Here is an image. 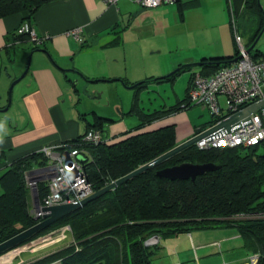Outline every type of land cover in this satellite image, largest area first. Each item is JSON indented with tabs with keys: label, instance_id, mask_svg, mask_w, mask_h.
I'll return each mask as SVG.
<instances>
[{
	"label": "crops",
	"instance_id": "0c3cea01",
	"mask_svg": "<svg viewBox=\"0 0 264 264\" xmlns=\"http://www.w3.org/2000/svg\"><path fill=\"white\" fill-rule=\"evenodd\" d=\"M203 1L181 0L184 5L183 13L166 23L164 18L156 19L158 7L157 10L152 8L146 11L135 1L134 4H129L127 0H119L116 5H107L101 0H46L29 22L38 36L48 35L41 45L32 42L28 35L17 33V29L27 22L23 20L21 13L1 17L0 175L19 158L86 134L98 123V118L106 120L101 130L107 143L174 125L179 144L190 139L195 130L204 127L201 124L195 125V122L193 126L183 113L185 109L139 127L143 115L168 110L184 102L194 73L198 70L183 71L169 80L153 79L162 78L182 64L233 56L236 53L238 44L226 14V10L229 9L230 12V1L227 0V9L222 0H207L210 5L205 7ZM197 9L203 13L186 17L185 11ZM141 14L148 17L141 20ZM197 17L201 18L200 22ZM259 23L258 18L254 17L250 26H246V23L238 25L237 33L242 37L244 45V38L249 39L251 28L258 29ZM177 26L182 28L178 33H191L202 29L214 30V33L209 31L210 36L205 41H183V36H180L182 38L172 46H169L167 40L164 41L166 45H163L146 36L135 35L148 30H165ZM76 27L83 29V43L68 35V31ZM130 32H133L131 37L128 36ZM66 69H74L80 74L75 71L67 72ZM25 71V76L13 88V102L4 111L8 105L7 91L10 84ZM75 79L79 81L77 85L73 82ZM88 79L95 82L91 84ZM98 83L99 86L107 84V87H93ZM132 86L135 87L131 88ZM169 89L172 93L163 97L162 90L167 92ZM83 92L90 96V100H97V105L85 101ZM152 93H158L161 101L154 108V102L158 99L152 101ZM148 96L149 104L148 101L146 103ZM14 106L16 107L12 111ZM6 112H11L12 115H4ZM29 194L32 211L36 204V195L30 189ZM225 228L234 229L237 232L235 235L243 240L235 227L196 229ZM183 233L190 234V238L186 239V246H192L195 251L198 249L200 252L213 247L221 252L226 239L196 246L197 238L193 229ZM166 237L171 236H163L158 243L151 242L148 246L153 250L159 249L161 239ZM243 244L249 256L257 255L245 247L244 240ZM60 249L62 248L46 247L42 252L24 251L10 262L6 261L8 258L4 254L6 256L2 255V264H30ZM205 256L206 253L199 259L196 255L197 264H202ZM247 260L249 258L238 263H245ZM153 262L157 263L154 260ZM58 263L61 264L59 261L50 264Z\"/></svg>",
	"mask_w": 264,
	"mask_h": 264
},
{
	"label": "trees",
	"instance_id": "16d2710c",
	"mask_svg": "<svg viewBox=\"0 0 264 264\" xmlns=\"http://www.w3.org/2000/svg\"><path fill=\"white\" fill-rule=\"evenodd\" d=\"M45 1L0 0V18L21 13L24 21L31 22ZM229 1L235 18V26L230 19L234 36L238 27L236 15L248 7L253 16L258 14L260 17L255 16L260 22L256 39L264 28V10L259 0ZM177 4L183 13L181 0ZM238 56L237 47L233 56L203 59L198 71L210 76ZM194 69L180 70L166 79ZM192 106L187 96L176 107L143 115L139 127ZM98 120L101 123L98 121L91 129H102L106 120ZM84 135L64 143L69 149L78 147L82 150L86 158L84 170L94 192L178 145L174 125L131 135L115 143H83ZM186 162L212 163L220 168L198 176L194 181L171 180L157 175L163 168ZM47 163V157L39 151L17 159L0 175V243L39 222L30 210L27 173ZM48 191L46 181L38 184L40 201ZM63 225L70 226L73 242L30 264L56 261L61 264H152L154 251L146 245V240L153 235L173 236L193 228L223 226L237 228L245 247L259 255L257 264H264V141L247 148L203 150L194 145L72 211L40 230L24 244Z\"/></svg>",
	"mask_w": 264,
	"mask_h": 264
},
{
	"label": "built area",
	"instance_id": "2783aa9c",
	"mask_svg": "<svg viewBox=\"0 0 264 264\" xmlns=\"http://www.w3.org/2000/svg\"><path fill=\"white\" fill-rule=\"evenodd\" d=\"M107 5H116L119 0H101ZM145 8H156L167 3H177L180 0H132ZM231 19L235 26L233 9L230 8ZM83 29L76 27L68 31L79 43L84 42ZM20 35H28L30 40L41 45L48 35L38 36L29 22H24L18 29ZM235 39L238 44L241 58L227 63L210 76H205L199 71L194 73L188 90L189 103L203 105L212 115V123L207 127L197 129L191 137L200 136L209 132L220 124L225 118L245 109L260 101H264V52L253 56L243 44L242 37L237 33ZM225 98L226 107H222L220 99ZM83 143L91 142L101 144L107 142L103 132L91 129L83 137ZM264 141V105L250 118L240 124L231 126L230 130L220 128L209 132L195 144L199 149L209 150L217 148L252 147ZM48 159L43 167H37L27 173V187L38 194V184L42 181L48 183V193L43 201H39L31 211L33 217L41 220L45 206L59 204L79 203L90 196L94 190L84 170V162L79 160L83 156L78 147L69 149L66 143L44 147L41 150ZM30 177V178H29ZM240 217H245L241 215ZM69 228V227H67ZM70 229V228H69ZM39 238L29 242V247L36 246L50 239ZM151 241L147 240L146 245ZM26 246V245H25ZM24 251H11L15 257ZM15 253V254H14ZM6 254V255H8ZM4 255V256H6ZM1 257V261L2 258ZM259 255H253L245 263L257 264ZM1 264V263H0ZM152 264H157L153 262Z\"/></svg>",
	"mask_w": 264,
	"mask_h": 264
},
{
	"label": "rangeland",
	"instance_id": "374dc122",
	"mask_svg": "<svg viewBox=\"0 0 264 264\" xmlns=\"http://www.w3.org/2000/svg\"><path fill=\"white\" fill-rule=\"evenodd\" d=\"M129 4H134L135 2H133L132 0H127ZM223 3L226 4V9H227V0H222ZM260 7L264 10V0H260ZM213 4V2H212ZM210 5V3L207 2V0L203 1V6H208ZM144 9L150 10L152 8H145ZM159 13H158V17L156 19H163L165 20V22L167 23L168 21H173L175 19V17H177V15L179 16V14H182V12L180 11L179 8V4L177 3H167V4H163L161 5V7L159 6ZM152 10H157L156 8H153ZM180 12V13H179ZM201 12L203 13L201 10H192V11H185L186 17H188L189 15H197L198 13ZM226 14L228 15V19L230 20V12L229 9L226 10ZM253 13L251 12V10L248 7L243 8L240 13H238L236 15V20H237V24L240 25L241 23H246V26H250V24L252 23V18H254L255 16L260 18L259 16L252 15ZM185 16V15H184ZM146 17H148L147 15L141 14L140 15V19L143 20ZM128 18V15H127ZM126 18V20H127ZM199 19L200 22V17H197ZM205 20V18H204ZM207 22L205 21V24ZM180 30H182L181 27L177 26V27H173L170 29H165V30H161L160 28L155 29V30H148V31H144V33L141 34H137L135 33L136 36H146L149 39L153 40L155 43L158 44H163L166 45V43H164L165 40L168 41L169 46H172L175 44V42L180 38V36H183L182 40L183 41H189V40H195V39H201L200 41H205L207 40L209 35V31H212L210 29H202V30H197V31H193L191 33L186 32V33H178ZM214 33V30L212 31ZM216 32V31H215ZM257 32V29L252 27L251 28V34L249 36V39L244 38V43L245 45L250 48L252 46V44L256 41L255 39V34ZM127 35V34H126ZM133 35V32H130L128 34L129 37H131ZM217 34L214 36V39L216 38ZM254 36V37H253ZM258 42L254 48V50L251 52L253 56H256V54L258 52H264V30L261 31V33L258 35ZM255 39V40H254ZM234 50H235V45L233 46ZM150 54V53H149ZM158 55V54H157ZM183 65V64H182ZM197 70H199V68H196ZM195 70V69H194ZM196 70V71H197ZM172 72V71H171ZM12 84V83H11ZM11 84L8 88V103H9V92H10V87ZM107 84H104L102 86L98 85L93 86V87H97L99 89H102L103 87H107L105 86ZM170 87V86H169ZM168 88V86H167ZM171 90L169 89L167 92H164V90H162V96L163 97H167L168 94H171ZM92 95L94 93H91ZM14 89L12 90V102H13V98H14ZM83 99H86L85 101L87 102H92L95 103V105H97L98 101L97 100H90V96L86 93L83 92ZM151 98L152 101H155V98H157L158 100L156 102H154L153 108L157 107L160 104V96L159 94H155L152 93L151 94ZM149 100V96L147 101ZM11 102V103H12ZM220 103L222 105V107H226V101L225 98L220 99ZM149 104V101H148ZM158 104V105H157ZM16 106H14V108H12V111L15 109ZM117 111V109H115ZM183 113L186 114L188 120L191 122V124L194 126V122L195 125H205L208 124L209 121L212 120V115L209 109L205 108V106L203 105H193L192 107L183 110ZM183 113L181 112V115L183 116ZM4 115H8V117H10L12 114L11 112H6L4 113ZM9 122V121H7ZM204 126V127H205ZM30 178V177H29ZM0 192H1V186H0ZM236 218V217H235ZM70 226L68 225H63V226H58L57 228L48 231L47 233L43 234L41 237L39 238H46L47 237L48 241H45L43 243H40L36 246H32L31 248L29 247V242L19 246L18 248L14 249V251H18V249H23L25 252H31V253H35L37 251L42 252L43 249H46V247H52L54 249H58V248H64L68 245H70L73 242V236H72V230L71 228H67ZM193 228V234L194 236L197 238L196 239V246H199L201 243H211V242H215V241H220L224 238H226L223 242V248L221 252L216 251L215 247H213L210 252H207L209 250H201L195 251L194 248L192 246H186V239L188 240V237L190 238V234H179L177 236H171V237H166L164 239H161V243H160V248L153 250L154 254H152V260L156 261L158 264H174L176 262H186L189 264H197L196 262V255L200 258H202V256L206 253V258H203V260L201 261L202 264H239L238 262L244 261L245 259H248L251 257V255H248V252L246 251V249L243 247V240L241 238L238 237V235H235L237 232L234 229H230V228H225V229H221V230H199ZM158 235V234H157ZM154 236V235H153ZM159 236V240L162 237L161 235ZM236 237V238H235ZM39 238L35 239L38 240ZM151 238V237H150ZM149 238V239H150ZM148 239V240H149ZM147 241V240H146ZM32 242V241H31ZM152 244V243H150ZM26 245V246H25ZM22 251L21 253L23 254ZM198 252V253H196ZM211 255H210V254ZM13 253L8 254L6 257L8 258L6 261L10 262L12 261L15 256L12 255ZM199 254V255H198ZM202 255V256H201ZM210 255V256H209ZM22 256V255H21ZM20 256V257H21ZM207 256H209L207 258ZM19 257V258H20ZM221 262V263H218ZM3 262L1 261V264ZM60 264V263H58Z\"/></svg>",
	"mask_w": 264,
	"mask_h": 264
},
{
	"label": "water",
	"instance_id": "95a60500",
	"mask_svg": "<svg viewBox=\"0 0 264 264\" xmlns=\"http://www.w3.org/2000/svg\"><path fill=\"white\" fill-rule=\"evenodd\" d=\"M263 30H264V28H263ZM258 39L259 38L257 37L256 41L252 44V46L247 49L249 53H251L254 50V48L258 42ZM239 58H241V56L236 57L235 60H237ZM202 65H203V61L186 63V64L179 66L174 71L163 76L162 78H168L171 75H174L176 72L183 70V69L199 68ZM66 71L67 72H69V71L74 72L75 71L78 74H80L78 71H76L74 69H66ZM26 73H27V71H25L21 77H19L15 81H13V83L11 84L10 92H9V103H8L7 107H5L3 109L4 111L7 110L11 105L12 90H13L14 86L25 76ZM88 81L91 84L93 82H95V80H90V79H88ZM73 82L77 85V83L79 81H78V79H75ZM133 87H135V86H132L131 88H133ZM263 105H264V101H260V102H257L255 104H252V105L246 107L245 109L225 118L220 124L213 127L209 132H212L214 130H218L220 128H225L227 130H230L231 126H233L235 124H240L241 122L248 120L250 118V115L257 112V110L260 107H262ZM209 132L202 134L200 136L190 138V139H188L182 143H179L176 147H174L170 151H168L165 154L159 156L158 158L150 161L149 163L139 167L138 169L127 174L126 176L121 177L118 180L111 182L110 184H108L104 188L93 192L90 196L83 199L79 203L59 204V205H54V206L43 207L42 211L44 212V215H43L42 219L36 225L20 232L19 234L15 235L14 237L8 239L7 241L0 243V256L7 254V252L9 253V252L13 251L14 249L18 248L21 245H24V242H26L28 239H30L31 237L36 235L40 230L46 228L47 226L51 225L52 223H54V222L58 221L59 219L65 217L66 215H68L72 211L84 206L85 204L92 201L93 199L107 193L110 190L115 189L116 187L124 184L128 180H130V179L134 178L135 176L143 173L144 171L152 169V168L158 166L159 164L165 162L166 160L170 159L171 157L177 155L178 153L194 146L200 138H202L203 136H205ZM79 160L82 162H85L86 158L83 156H80ZM219 168H220V166L212 164V163L194 164V163L186 162V163H182L179 165L163 168L157 172V175L160 177L171 179V180H188V179H191L192 181H194V180H196V178L198 176H201V175L208 173V172H211V171H215ZM36 201H37V203H39V201H40L38 194H36ZM149 240L153 243H158L159 242V236L154 235Z\"/></svg>",
	"mask_w": 264,
	"mask_h": 264
}]
</instances>
